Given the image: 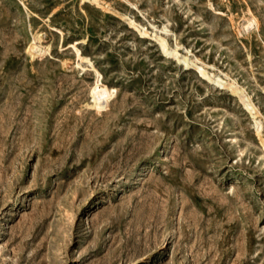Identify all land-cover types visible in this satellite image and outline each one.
Listing matches in <instances>:
<instances>
[{
    "label": "rangeland",
    "instance_id": "1",
    "mask_svg": "<svg viewBox=\"0 0 264 264\" xmlns=\"http://www.w3.org/2000/svg\"><path fill=\"white\" fill-rule=\"evenodd\" d=\"M158 37L264 134V0H0V264H264L258 124Z\"/></svg>",
    "mask_w": 264,
    "mask_h": 264
},
{
    "label": "bare ground",
    "instance_id": "2",
    "mask_svg": "<svg viewBox=\"0 0 264 264\" xmlns=\"http://www.w3.org/2000/svg\"><path fill=\"white\" fill-rule=\"evenodd\" d=\"M95 3L100 5V0H93ZM253 23H249L248 26H251ZM129 25L138 30L142 35H147V32L139 28L138 24H136L133 20L129 21ZM144 29V28H143ZM157 41L159 43V47L161 52L164 55L169 57L176 58L178 63L182 65L186 70H194L197 74L200 75L201 78L213 83L218 84V82L223 83V87L229 88L232 94L240 99V101L244 104L246 110L251 114L253 119L257 122V135L259 137L260 143L264 148V134L262 132V124L259 121L260 112L257 108L251 103L249 96L233 82H226L222 80L220 77L215 76L207 72L201 65H199L195 60L188 59L187 56H178V51L176 49L169 51L168 46L163 37H158ZM178 48V45L176 46ZM29 51L34 53H41L42 48L37 46L35 42L31 43L29 47ZM80 59H84L79 55ZM99 75V74H98ZM99 78L96 81V85L92 88L91 96L93 99L92 107L95 108L98 112L106 109L108 107V101L111 98L114 90H109L108 88L101 86L99 84Z\"/></svg>",
    "mask_w": 264,
    "mask_h": 264
}]
</instances>
